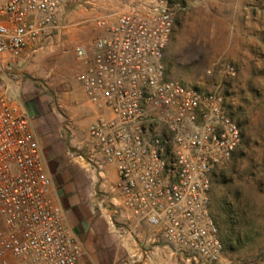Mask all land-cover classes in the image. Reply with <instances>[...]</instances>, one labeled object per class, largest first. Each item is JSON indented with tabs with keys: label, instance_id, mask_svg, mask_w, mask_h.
<instances>
[{
	"label": "built area",
	"instance_id": "built-area-1",
	"mask_svg": "<svg viewBox=\"0 0 264 264\" xmlns=\"http://www.w3.org/2000/svg\"><path fill=\"white\" fill-rule=\"evenodd\" d=\"M90 1L7 0L0 58L43 51ZM97 26L90 43L75 47V80L96 112L88 131L95 160L115 169L127 221L157 230L197 264H219L210 193L242 143L225 96L167 77L169 0L134 1ZM0 264H92L56 195L34 115L15 91L0 94Z\"/></svg>",
	"mask_w": 264,
	"mask_h": 264
},
{
	"label": "rangeland",
	"instance_id": "rangeland-1",
	"mask_svg": "<svg viewBox=\"0 0 264 264\" xmlns=\"http://www.w3.org/2000/svg\"><path fill=\"white\" fill-rule=\"evenodd\" d=\"M134 1L91 0L43 51L0 58V94L15 91L34 115L56 195L65 194L68 225L82 234L92 264H154L152 246L120 207L109 166L93 156L88 131L96 112L75 80V47L100 31L98 19L115 18ZM169 3L174 29L164 52L167 77L221 92L245 131L246 144L217 171L210 193L223 243L219 264H264V0ZM185 262L197 264L188 255Z\"/></svg>",
	"mask_w": 264,
	"mask_h": 264
},
{
	"label": "crops",
	"instance_id": "crops-1",
	"mask_svg": "<svg viewBox=\"0 0 264 264\" xmlns=\"http://www.w3.org/2000/svg\"><path fill=\"white\" fill-rule=\"evenodd\" d=\"M6 1L7 0H2V3H0V5L6 3ZM73 19L74 17L72 14L68 20V24H70ZM108 169L109 171H111L113 175V180L115 182H118L115 169L112 166H109ZM55 182L57 185L62 184L64 182V176L61 175L59 179L57 180L55 179ZM59 200L64 208L68 207V201L65 194L60 195ZM129 223L136 232L139 233L141 232V236L144 238L146 237L147 244L152 246V252L149 259L150 262L154 261V264H186L185 255L179 253L175 248L167 244V242L163 239V237L157 230L149 227L146 224H139L134 221H129ZM144 229H148L150 231V232L148 231L150 233L149 236H147V232L143 231ZM143 232H144V236H143ZM75 235L82 240L81 238L82 234L75 233ZM137 257L139 260L141 255H137Z\"/></svg>",
	"mask_w": 264,
	"mask_h": 264
},
{
	"label": "trees",
	"instance_id": "trees-1",
	"mask_svg": "<svg viewBox=\"0 0 264 264\" xmlns=\"http://www.w3.org/2000/svg\"><path fill=\"white\" fill-rule=\"evenodd\" d=\"M230 113V112H229ZM230 115L236 120V122L238 123V125L240 126L241 130H242V143H241V146L242 145H245L246 144V141L244 142V137H245V131L243 130V122L240 121L239 119H236L235 118V115L231 112ZM240 146V147H241ZM236 156V155H235ZM234 159V158H233Z\"/></svg>",
	"mask_w": 264,
	"mask_h": 264
}]
</instances>
